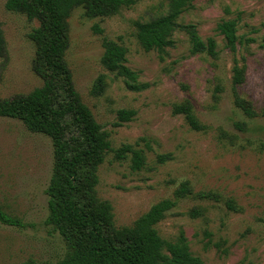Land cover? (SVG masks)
<instances>
[{
    "label": "rangeland",
    "instance_id": "obj_1",
    "mask_svg": "<svg viewBox=\"0 0 264 264\" xmlns=\"http://www.w3.org/2000/svg\"><path fill=\"white\" fill-rule=\"evenodd\" d=\"M4 3L0 0L5 41L0 97H10L29 92L41 79L31 68L34 45L27 38L37 22L6 10ZM167 4L136 0L107 17H87L75 7L66 19L65 60L82 102L109 133L112 148L128 143L144 156V165L132 170L130 154L116 160L107 152L97 168V195L110 202L116 226L130 225L152 204L172 198L176 205L155 226L162 238L173 241L183 232L190 252L203 264H264V134L259 130L264 126V0L192 1L178 22L193 23L203 40L213 37L214 57L190 53L188 36L180 29L162 56L140 46L135 23L164 13ZM227 19L237 21L239 37L255 40L229 51L215 31ZM94 24L102 34L94 32ZM102 36L125 47L127 65L144 88L128 89L102 66ZM240 55L246 73L238 91L251 101L254 117L244 115L232 100L231 66ZM99 75L101 92L93 95ZM183 101L191 104L200 130L191 129L182 114L172 113L173 105ZM118 109H133L135 115L115 125ZM52 165L47 136L28 130L16 118L0 116V207L22 222L0 224V264L54 263L64 256L66 243L47 222L45 190ZM183 181L192 194L175 198L173 191ZM199 191L215 198H199L194 194ZM192 208L201 214L191 217Z\"/></svg>",
    "mask_w": 264,
    "mask_h": 264
},
{
    "label": "trees",
    "instance_id": "obj_2",
    "mask_svg": "<svg viewBox=\"0 0 264 264\" xmlns=\"http://www.w3.org/2000/svg\"><path fill=\"white\" fill-rule=\"evenodd\" d=\"M136 0H5L6 10L23 14L37 25L27 33L34 45L31 61L33 72L41 84L27 93L0 97V116L20 120L30 131L41 133L50 139L53 165L45 193L47 195V222L63 238L67 249L64 256L45 264H203L193 255L183 232L175 240L162 238L156 229L176 205V200L164 198L152 204L130 225L116 226L112 206L96 192L97 168L107 152L121 160L130 154V167L138 170L144 165V156L131 144L111 147L109 133L101 129L90 109L84 104L74 87L71 70L65 60L68 47L66 19L71 10L81 7L87 17H107L122 7H129ZM193 0H168L164 13L135 23V36L145 50H156L160 56L165 48L174 44L172 34L176 29L186 33L190 53H206L216 56V42L209 36L203 40L193 23L180 24L179 16L191 7ZM96 33L103 30L93 25ZM215 31L222 35L225 47L235 53L238 44L246 45L255 39H242L237 35L235 19L221 20ZM264 45V35L261 44ZM103 48L100 63L109 72L122 78L130 90H141L145 84L138 81V74L127 65L126 49L107 36L101 37ZM5 50V41L0 28V52ZM245 57H233L230 88L234 105L248 117L257 116L250 100L242 96L238 87L244 82ZM102 76L95 80L91 93L99 95ZM218 88H216L217 90ZM172 113L182 114L193 130L202 128L188 101L176 103ZM135 115L133 109H118L115 125L129 121ZM264 134V126H259ZM165 156H158L163 161ZM192 194L187 181L173 191L175 198ZM199 198H215L214 193L199 191ZM231 207L230 203H227ZM188 214L196 217L199 208ZM0 224L22 226L19 218L0 207Z\"/></svg>",
    "mask_w": 264,
    "mask_h": 264
}]
</instances>
